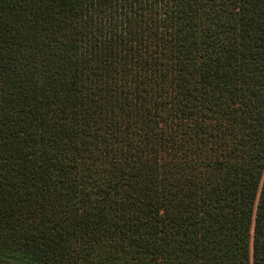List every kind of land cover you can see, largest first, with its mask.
<instances>
[{
    "label": "trees",
    "instance_id": "trees-1",
    "mask_svg": "<svg viewBox=\"0 0 264 264\" xmlns=\"http://www.w3.org/2000/svg\"><path fill=\"white\" fill-rule=\"evenodd\" d=\"M0 264H264V0H0Z\"/></svg>",
    "mask_w": 264,
    "mask_h": 264
}]
</instances>
